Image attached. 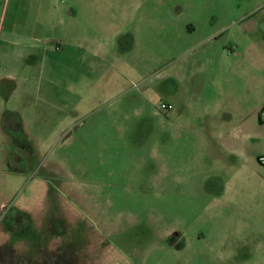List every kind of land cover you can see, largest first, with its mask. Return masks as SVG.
<instances>
[{
  "label": "rangeland",
  "instance_id": "obj_1",
  "mask_svg": "<svg viewBox=\"0 0 264 264\" xmlns=\"http://www.w3.org/2000/svg\"><path fill=\"white\" fill-rule=\"evenodd\" d=\"M15 1L0 0V17ZM58 1L22 3H42L53 21L54 5L71 4ZM87 1L75 4L94 15L93 35L63 56L45 106L0 95V264L61 249L76 264H264V194L252 208L247 182L226 181L238 168L197 165L184 107L172 103L168 138L160 109L181 99L168 68L204 19L197 5L240 0ZM138 6L133 37L117 40L126 9Z\"/></svg>",
  "mask_w": 264,
  "mask_h": 264
},
{
  "label": "crops",
  "instance_id": "obj_2",
  "mask_svg": "<svg viewBox=\"0 0 264 264\" xmlns=\"http://www.w3.org/2000/svg\"><path fill=\"white\" fill-rule=\"evenodd\" d=\"M20 1L10 6L9 14V4L5 6L0 17V95L8 103L19 98L23 104L45 106L47 86L60 87L56 79L63 56L75 43L88 45L94 15L87 4H75L87 0H67L68 6L54 5L58 18L52 21L42 13V3ZM203 5L196 8L199 15L204 13L199 27L191 29L178 52L172 49L167 85L173 93L180 86L181 99L162 103L184 107L187 141L197 151V165L238 168L225 174L226 181L236 186L247 182L256 192L254 208L259 205L257 195L264 194V168L257 163L264 156V122L259 117L264 107V0ZM139 9H126V18L113 33L117 40L133 37L127 26ZM8 114L19 118L13 111ZM34 119L40 122L37 115ZM173 119L172 110L167 111V138L170 132L175 136Z\"/></svg>",
  "mask_w": 264,
  "mask_h": 264
},
{
  "label": "flooded vegetation",
  "instance_id": "obj_3",
  "mask_svg": "<svg viewBox=\"0 0 264 264\" xmlns=\"http://www.w3.org/2000/svg\"><path fill=\"white\" fill-rule=\"evenodd\" d=\"M8 260V264H76L73 256L70 252H67L66 249H61L59 254H54V256L42 259L37 263H28L24 260L15 258L14 255L10 256Z\"/></svg>",
  "mask_w": 264,
  "mask_h": 264
},
{
  "label": "built area",
  "instance_id": "obj_4",
  "mask_svg": "<svg viewBox=\"0 0 264 264\" xmlns=\"http://www.w3.org/2000/svg\"><path fill=\"white\" fill-rule=\"evenodd\" d=\"M173 106L168 103H161L160 109L163 111H170L172 110ZM260 120L264 122V107L260 111ZM257 163L261 166L264 167V156H261L257 159Z\"/></svg>",
  "mask_w": 264,
  "mask_h": 264
}]
</instances>
